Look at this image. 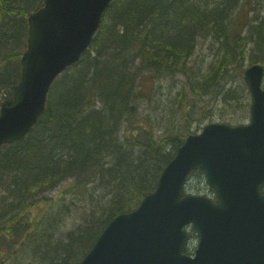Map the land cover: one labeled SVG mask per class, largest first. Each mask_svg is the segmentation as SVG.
I'll return each mask as SVG.
<instances>
[{"label":"trees","instance_id":"16d2710c","mask_svg":"<svg viewBox=\"0 0 264 264\" xmlns=\"http://www.w3.org/2000/svg\"><path fill=\"white\" fill-rule=\"evenodd\" d=\"M259 2L111 3L31 132L0 148V264H78L112 218L155 189L192 123L208 116L195 114L194 98L225 102L229 81L243 85L247 66L264 65ZM41 4L0 0V106L20 78L27 15ZM201 39L220 47L207 72L189 66ZM165 84L166 101L152 108Z\"/></svg>","mask_w":264,"mask_h":264},{"label":"water","instance_id":"95a60500","mask_svg":"<svg viewBox=\"0 0 264 264\" xmlns=\"http://www.w3.org/2000/svg\"><path fill=\"white\" fill-rule=\"evenodd\" d=\"M113 0H43L27 18L26 49L12 98L0 107V148L22 140L44 112L57 77L78 62ZM264 69L243 79L250 123L210 124L190 135L163 169L155 191L116 216L80 264H264ZM201 168L218 202L182 196L187 175ZM191 224L199 243L182 255Z\"/></svg>","mask_w":264,"mask_h":264},{"label":"rangeland","instance_id":"374dc122","mask_svg":"<svg viewBox=\"0 0 264 264\" xmlns=\"http://www.w3.org/2000/svg\"><path fill=\"white\" fill-rule=\"evenodd\" d=\"M257 9L260 11V16L264 17V2L257 4ZM195 53L189 61V66L195 69H202L207 72L209 66L214 63V55L216 50H220L218 43H214L211 39L199 40ZM243 74V73H242ZM240 75V74H239ZM181 83L184 82L183 77H179ZM181 83L179 88L182 87ZM264 86V81H263ZM227 89H230V96L226 98L225 102L217 101L213 102L211 96H199L194 98L196 104L195 114L201 113L208 114V116L200 122L192 123L191 134L200 133L201 130L210 123H222L230 126L246 125L249 122V110H250V96L246 85L241 83L240 78L235 82L229 81L226 84ZM168 87L165 84L158 90L152 99V108H160L168 95ZM176 94V93H172ZM205 179L201 173L191 175L186 185V191L189 194L206 196L210 199H214V193L208 189L205 184ZM59 188H56L48 196L56 198L58 196ZM133 198L126 199V205L132 202ZM136 201V200H135ZM134 201V203H135ZM70 229L69 226H67ZM191 233V230H189ZM192 238H196V235L192 233Z\"/></svg>","mask_w":264,"mask_h":264},{"label":"flooded vegetation","instance_id":"af4514ba","mask_svg":"<svg viewBox=\"0 0 264 264\" xmlns=\"http://www.w3.org/2000/svg\"><path fill=\"white\" fill-rule=\"evenodd\" d=\"M197 245V240L195 239H190L188 241V243L185 245L184 249H183V253L187 256V257H192L194 255L195 252V248Z\"/></svg>","mask_w":264,"mask_h":264}]
</instances>
